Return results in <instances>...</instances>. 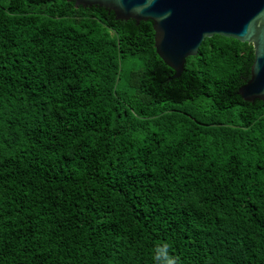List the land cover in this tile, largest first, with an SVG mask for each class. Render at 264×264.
<instances>
[{"label":"trees","instance_id":"16d2710c","mask_svg":"<svg viewBox=\"0 0 264 264\" xmlns=\"http://www.w3.org/2000/svg\"><path fill=\"white\" fill-rule=\"evenodd\" d=\"M251 43L180 76L152 22L0 0V264H264V100Z\"/></svg>","mask_w":264,"mask_h":264},{"label":"water","instance_id":"95a60500","mask_svg":"<svg viewBox=\"0 0 264 264\" xmlns=\"http://www.w3.org/2000/svg\"><path fill=\"white\" fill-rule=\"evenodd\" d=\"M74 6L97 5L117 19L150 20L158 56L180 76L188 56L214 34L253 47L250 78L238 94L247 102L264 100V0H67Z\"/></svg>","mask_w":264,"mask_h":264}]
</instances>
